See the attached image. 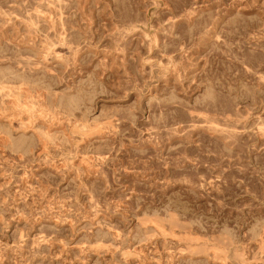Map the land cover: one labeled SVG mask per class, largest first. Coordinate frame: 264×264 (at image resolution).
<instances>
[{
  "label": "rangeland",
  "instance_id": "374dc122",
  "mask_svg": "<svg viewBox=\"0 0 264 264\" xmlns=\"http://www.w3.org/2000/svg\"><path fill=\"white\" fill-rule=\"evenodd\" d=\"M0 264H264V0H0Z\"/></svg>",
  "mask_w": 264,
  "mask_h": 264
}]
</instances>
